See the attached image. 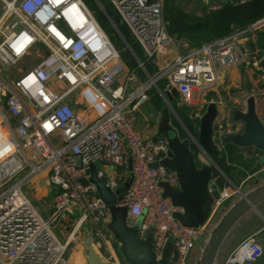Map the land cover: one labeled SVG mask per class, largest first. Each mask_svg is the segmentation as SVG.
<instances>
[{"label":"built area","instance_id":"obj_1","mask_svg":"<svg viewBox=\"0 0 264 264\" xmlns=\"http://www.w3.org/2000/svg\"><path fill=\"white\" fill-rule=\"evenodd\" d=\"M96 1L148 76L131 92L127 86L138 71L127 69L120 49L84 0H0V264H62L84 227L109 264H123L110 240V208L89 181L92 165L113 168L110 173L98 170L113 192L133 177L117 206L127 208L130 227L145 215L140 234L144 237L153 227L158 257L173 238L178 264H189L206 229L186 227L174 217L181 209L164 197L160 184L178 186L176 174L153 166L161 154L167 155V141L143 136L134 113L150 100L151 89L166 102L167 93L176 89L182 103L191 104L195 91L217 83L223 69L241 62L239 45L264 29V18L181 51V41L168 31L164 0H106L120 22ZM118 23L127 28L145 59L158 65L154 75ZM34 52L33 66L11 71ZM225 128L223 122L218 124L215 140L221 145ZM44 172L56 193L50 218L43 217L24 190ZM246 180L220 189L217 205L233 197ZM74 209L80 217L62 241L55 228ZM261 253L252 234L230 252L225 264H254Z\"/></svg>","mask_w":264,"mask_h":264},{"label":"water","instance_id":"obj_2","mask_svg":"<svg viewBox=\"0 0 264 264\" xmlns=\"http://www.w3.org/2000/svg\"><path fill=\"white\" fill-rule=\"evenodd\" d=\"M115 18L120 22L118 15ZM259 66L264 69V60ZM178 95L176 89H173L171 94L167 93L168 105L161 110L153 139H165L169 150L167 155L161 154L162 158L153 166L164 167L176 174L178 186L166 182L160 184L164 197L170 198L173 205L181 209L174 213V217L186 227L206 226L193 249L197 254L193 258L190 254L189 264H225L223 255L247 226L253 229L252 232L243 237L234 248L244 238L255 234V241L261 247L262 253L254 264H264V169L253 184L239 187L238 192L228 203L216 207L220 198V188L212 189V181L216 171L225 176L213 159L220 152L214 138L219 105L214 101L208 104L200 118L197 137L194 135L182 137L173 123L174 108L171 104ZM233 119L243 123V131L225 136L222 143L255 150L254 153L258 154L257 166L264 168V118L258 112L255 95L247 99L246 110L234 111ZM193 139L198 141L209 157L210 165L204 163L194 151ZM132 179L130 176L124 186L113 192L107 186V178L98 176L96 165H92L89 179L96 184L100 197L110 208L112 217L109 225L110 234L118 242L124 261L126 264H178V252L174 247L173 238H169L159 258L153 249V227L148 229L144 237L140 234L145 215H141L135 225L130 227L127 224V208L117 206ZM83 182L86 184L88 181ZM84 246L88 264H109L96 248L90 233L84 237ZM229 254L227 253L226 258Z\"/></svg>","mask_w":264,"mask_h":264},{"label":"crops","instance_id":"obj_3","mask_svg":"<svg viewBox=\"0 0 264 264\" xmlns=\"http://www.w3.org/2000/svg\"><path fill=\"white\" fill-rule=\"evenodd\" d=\"M209 1H212V6H209L208 4V6L207 5L203 6L202 10L205 9L206 7H208L209 9L218 7L222 3L223 0H209ZM181 2L185 3L188 6L194 3L193 0H181ZM260 31H264V29ZM258 32L252 35H249L239 45V52L242 55L241 62L236 65L230 66L226 69H223L220 72L219 81L217 83L213 84L212 86H208L204 88L202 91H195L197 93L195 95L196 99L192 98V103L197 104L199 106L201 116L205 112L210 102L214 101L218 103L219 115L216 120V126L214 130L215 139H218L219 137L218 124L220 122H223V124L226 126L225 133H223L224 137L230 134L241 133L243 131V123L239 121H234L233 113L235 110H246L247 99L252 95L256 96L258 112L260 116L264 118V69L259 66L260 62L263 60L264 51L262 50L259 44ZM180 49L181 51L182 50L186 51V50H189L190 47L188 46V44L181 41ZM247 52H250L251 57L247 56L248 55ZM173 56H174L173 53L170 54V58H172ZM245 57H248V58H245ZM127 69L132 70V69H129L128 67ZM145 76L146 75L144 74V72L140 70L136 78L132 81H129L130 83L127 86V92H131L132 90L136 89L140 85V83L144 82ZM122 82L123 81L121 79L119 80L118 84H121ZM181 104L183 105L182 101H181ZM167 105H168V102L164 100V106L162 107V109L166 107ZM161 110H157L153 106L151 101L149 100L140 109H138L134 113L135 127L138 131H140L143 134V136L147 138H152V139L154 138L157 124L161 116ZM173 114H174L173 123L179 129L182 137H190L193 135L195 137L198 136V132L194 133L184 124V122H182V120L176 113L175 109H174ZM197 131H199V126H198ZM218 145L220 146V150H221L225 148L226 144L223 143V145H221L218 143ZM231 149L235 156L240 155L246 159H251V157H253L254 154H256V156L258 155L257 153H254L255 150L241 148L236 145H234ZM197 153L199 154L200 159L204 163L209 164V165L211 164V161L209 157L207 156V154H205L204 152H200L199 150ZM257 162H256L255 172H250V170H244L245 173H247V176L244 179H247V180L244 184H242V186H246V185L248 186V185L253 184L256 181V179L259 177L260 172L264 168H259L257 166ZM240 165L241 167H243L242 164ZM96 168H97V171L103 170L107 173H110L111 171H113V168L107 165H98ZM257 172L259 173L257 174ZM221 175L224 178H226V180L228 181L229 185L227 186V188L232 187L233 185L232 183L234 182H232L230 178L226 176V174L225 176L223 174ZM215 181H216L215 178H213L212 189L218 187ZM31 183H32V189H34L35 190L34 192L37 194L36 196H39L43 200V203L40 204L41 206L37 207L38 211L43 215V217L50 218L53 215V212L55 211L56 193H55V190L49 184L48 173L44 172L34 177ZM230 199L227 200L222 205L228 203ZM217 206L218 205H216V207ZM80 214L81 213L78 210L74 209L72 210V212L68 214L67 218H65L63 221L57 224L55 228L56 235L62 241L67 240L68 235L71 229L73 228V226L75 225V223L77 222L78 218L80 217ZM255 218H256V221H258L257 217ZM253 220L251 222H253ZM252 230L253 229L250 226H247L246 228H244L242 234L239 235L238 239L229 245L226 254H224L222 257L223 261H225L227 253H230L234 249V246L243 237L251 233ZM88 233H89V230L86 227H84L78 239L72 242L71 245L69 246L64 262L62 264H88L87 258L85 256V246H84V237ZM201 243L202 241H200V244ZM114 246H115V249L118 255L120 254V256H122L119 246L116 245L115 243H114ZM196 254H197L196 251L193 250L191 253V257L193 258ZM121 261H123L122 262L123 264H126V262L123 259V256H122Z\"/></svg>","mask_w":264,"mask_h":264},{"label":"trees","instance_id":"obj_4","mask_svg":"<svg viewBox=\"0 0 264 264\" xmlns=\"http://www.w3.org/2000/svg\"><path fill=\"white\" fill-rule=\"evenodd\" d=\"M84 1L87 5L89 4L88 0ZM91 1L94 2V0ZM100 1L105 6L106 10L115 18V12L111 9V5L106 0ZM163 12L169 33L178 40L188 44L190 48H195L225 37L237 29L246 28L263 19L264 0H223L218 7L210 9L205 8L200 13L190 10L188 5H183L181 3V0H164ZM118 27L133 47L138 57L144 62L148 72L154 75L159 70L157 64L145 59L141 47L134 41L124 25L118 23ZM258 34L259 44L264 51V31L259 30ZM117 44L115 43L118 47ZM127 51L129 54H122V57L125 58L129 69H135L138 63L132 53L128 49ZM160 86L164 88L166 83L161 81ZM150 101L157 110H161L164 106V99L156 89L150 90ZM181 101L182 98L178 95L174 97L171 104L182 122H184L191 131L197 133L200 124L199 117L191 115L192 107L183 106ZM233 146L234 145L231 143L226 144L225 148L221 149L213 159L232 182L236 185H240L247 176L244 170L255 172L258 156L254 154L251 159L243 158V156L240 155L235 156L231 149ZM194 151L198 152L196 146H194ZM240 164H242L243 167H241ZM214 178L220 189L229 185L226 178L218 171L215 172Z\"/></svg>","mask_w":264,"mask_h":264},{"label":"rangeland","instance_id":"obj_5","mask_svg":"<svg viewBox=\"0 0 264 264\" xmlns=\"http://www.w3.org/2000/svg\"><path fill=\"white\" fill-rule=\"evenodd\" d=\"M89 1V4L88 6L91 8V10L93 11L97 21L100 23V25L104 28V30L108 33V35L111 37L112 41L114 43H118V48L120 49L121 51V55L122 54H126L127 55L129 54L128 51H127V44L125 43V41L123 40V38L119 35V33L116 31L115 27L113 26V24L110 22L108 16L105 14V12H103L98 4V2L96 0H94V2H92L91 0H88ZM194 3H192L190 6H189V9L192 10V11H196L198 13L202 12V8L203 6H212V1H209V0H193ZM182 3V2H181ZM183 5H186L185 3H182ZM196 6V7H195ZM202 6V7H201ZM196 8V9H195ZM208 8V7H206ZM209 9V8H208ZM248 53V57H251L250 56V52H247ZM36 53H32L30 54L28 57H25L23 60H21L17 65H16V68H12L11 71L13 73H17V68L19 69L20 67H29V66H33L37 60V57H36ZM256 56V55H255ZM248 57H245V58H248ZM123 61H125V58L122 57ZM250 59V58H249ZM126 63V61H125ZM127 65V64H126ZM138 73L139 71L141 70L139 68V66L137 65V67L135 68ZM133 70V69H132ZM147 77V78H146ZM148 80V76H145V81ZM197 93L194 92L193 93V99H196V95ZM197 104H187V103H184L183 106L187 107V106H191L192 107V112H191V115H193L194 117L197 116L200 118L201 116V113H200V110H199V106ZM259 172H257L258 174ZM254 176V175H253ZM24 190L27 192L28 196L30 197L33 205L35 206V208L37 209L38 206H41L40 204L43 203V200L39 197V196H36L37 194L34 192L35 190L32 189V183H29L27 184L25 187H24ZM35 193V194H34ZM35 195V196H34ZM38 210V209H37ZM45 218H49V217H45ZM56 233V231H55ZM110 240L115 243L116 245H118V242L116 241L115 237L114 236H111L110 237ZM74 246V245H73ZM72 248V247H71ZM122 258V256H121ZM189 262V261H188Z\"/></svg>","mask_w":264,"mask_h":264}]
</instances>
